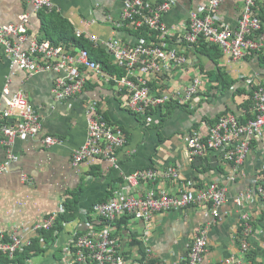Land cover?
I'll list each match as a JSON object with an SVG mask.
<instances>
[{"label": "crops", "instance_id": "obj_1", "mask_svg": "<svg viewBox=\"0 0 264 264\" xmlns=\"http://www.w3.org/2000/svg\"><path fill=\"white\" fill-rule=\"evenodd\" d=\"M208 2L176 0L173 8L164 15V22L175 27L188 18L190 11H204ZM53 3L50 10L36 11L27 0H0V23H17L19 16L27 13L28 38L24 47L31 39L43 37L42 17L52 13L68 21L75 34L86 39L96 35L100 42L112 38L135 40L134 31L125 29L120 22L122 0H53ZM242 9V0H223L219 12L223 20L234 25ZM197 48L188 53L203 81L195 96L197 108L174 107L158 125H153L145 124L141 116L124 108L121 94L112 83L89 84L78 95L56 99L52 92L56 76L53 71L28 74L11 66L0 46V109L5 107L2 89L7 85L11 92L26 94L42 123L38 137L14 140L12 150L18 158L0 172V232L7 236L15 231L36 238L37 234L27 232L32 223L59 213L66 202L77 199L74 218L64 224L52 243L45 245L47 250L28 260V264L59 262L54 257L55 250L61 249L64 254L74 230L83 234L90 225L98 228L95 217L87 213L92 204L107 200L119 190L124 185V175L153 165H159L161 170L170 165L178 166V179L163 177L155 182L154 186L169 193L178 192L184 185L202 187L218 182L228 187L229 200L223 206L222 219L216 222L205 204L157 213L147 222L119 220L113 236L125 255L135 252L142 255L147 245L161 264H185L197 229L210 223L208 248L202 264H227V258L232 259L229 264H264V199L255 195L245 204L252 224L245 253L241 250L240 215L233 203L238 192L254 191L257 186L258 175L264 168V130L261 137L253 140L246 160L235 171L221 158V152L213 150L192 158L187 148L188 136L196 131L200 137H206L208 127L221 114L232 112L241 118L248 116L245 107L250 106L252 90L257 85L264 86V57L251 54L233 60L222 51L202 52ZM219 75L233 82L224 88ZM189 77L177 72L169 84L181 86ZM93 99L98 100L105 118L125 132L126 141L116 154L117 169L98 157H90L77 165L72 163V151L86 139L84 106ZM43 133L60 136L64 141L45 147L41 143ZM2 138L0 132V165L6 162L7 155ZM23 174L27 180L23 179ZM154 186L151 182L143 183L134 193L143 195ZM42 236L40 232L37 237L41 240ZM37 257L40 258L38 261Z\"/></svg>", "mask_w": 264, "mask_h": 264}, {"label": "built area", "instance_id": "obj_2", "mask_svg": "<svg viewBox=\"0 0 264 264\" xmlns=\"http://www.w3.org/2000/svg\"><path fill=\"white\" fill-rule=\"evenodd\" d=\"M27 1L36 11L54 7L53 0ZM222 2L209 0L204 11L192 10L186 20L169 27L164 22V15L173 8L176 0H122L120 22L123 27L133 31L147 28L154 33V39L135 37L133 42H129L112 38L100 42L96 35L89 36L87 40L103 49L109 63L118 72L105 70L87 49L76 45H55L49 40L33 38L24 47L28 38L27 13L21 14L17 23H0V46L11 66H17L28 74L53 71L56 76L52 92L56 99L64 100L78 95L89 84L112 83L117 93L121 94V104L127 111L141 116L145 124L158 125L166 115L169 104L188 110L197 108L195 96L199 94L203 81L188 53L196 49L200 40L217 46L233 60L251 54L264 57V18L260 17L264 0H242L243 9L234 25L220 15ZM177 72L190 77L181 86L174 87L169 83ZM2 98L5 107L0 109V132L7 155L6 162L0 165V172L18 158L12 150L14 140L38 137L42 131L39 115L23 91L11 92L6 85L2 89ZM100 106L98 100L94 99L88 100L84 106L86 139L72 151V163L77 165L90 157H98L117 169V150L124 145L126 135L120 126L105 118ZM248 111L251 115L245 119L232 112L221 114L210 124L204 138L196 131L192 132L187 138L191 157L198 158L210 151H218L234 171L238 169L246 160L253 140L263 134L264 86L257 85L252 90ZM63 141L60 136L49 133H43L41 137L45 147L60 145ZM178 176L179 168L176 165H170L165 170L153 165L124 175V185L107 200L92 204L87 212L95 217L98 228L90 225L83 234L74 230L64 249L63 259L52 264H161L147 245L142 255L136 252L125 255L113 236L117 222L121 219L127 220V223L129 220L147 222L154 214L197 204L208 205L216 222L222 219L223 206L229 200L228 187L218 182H210L202 187L184 185L176 193L154 186L160 178L176 180ZM22 177L27 180L25 174ZM229 179L232 181L233 177ZM149 182L154 187L148 188L143 195L134 193L136 187ZM255 195L264 199V168L258 175L254 191H240L233 197L240 215V241L244 253L248 250V238L252 233L250 214L244 207ZM59 213H52L42 221L32 223L27 232L37 234V237L40 232L52 229ZM209 227L210 223H207L197 229L185 264H202L208 248ZM54 233H58V230ZM33 239L35 236L25 233L13 231L5 236L0 232V256L14 258L17 252L31 246ZM225 262L229 264L232 259L227 258Z\"/></svg>", "mask_w": 264, "mask_h": 264}, {"label": "trees", "instance_id": "obj_3", "mask_svg": "<svg viewBox=\"0 0 264 264\" xmlns=\"http://www.w3.org/2000/svg\"><path fill=\"white\" fill-rule=\"evenodd\" d=\"M260 9L262 12L260 17L264 18V10L262 8ZM42 23L44 24L45 34L41 39H39L40 41L50 40L55 45L72 44L81 48H85L90 52V55L93 59H95L100 64H102V67L105 70L114 71V72L119 71L116 67H114L109 63L108 57L103 51V49H101L100 47L95 48L92 45V43H90L84 36L76 35L72 25L65 19H62L58 14L52 13L50 16L42 17ZM133 34L135 35V37H144L146 40L154 39V33L148 30L147 28H142L136 31L134 30ZM196 48L198 51H202V52H207L211 49L214 50L216 49L217 51L221 52V50L217 46L209 45L208 42L203 39L200 40ZM219 78H220L219 81L220 83H222L224 88L228 87L229 84L233 82V80L228 81V79H226V76L219 75ZM240 92L242 93L244 91L241 90ZM174 107H183V106H178L176 104H169L167 105V113L171 111ZM245 108L248 109L249 106L248 107L246 106ZM248 115L250 116L251 114L248 113ZM213 122L214 120L212 121V123ZM76 201L77 199H73L64 204V211L62 213H59L55 226L46 232L45 231L42 232L43 241H41L40 238L36 237L35 239H33L31 246L26 247L24 251L17 252L14 258L12 259L7 257L6 255H1L0 264H10V263L28 264V260L33 259L35 256L40 255L41 253H44L47 250L45 248V245H47V243H52L59 234V232L62 231L64 224L74 218ZM55 230H58V233L55 234L54 233ZM55 251L56 252L54 257L56 261L61 260L63 256L61 249Z\"/></svg>", "mask_w": 264, "mask_h": 264}, {"label": "rangeland", "instance_id": "obj_4", "mask_svg": "<svg viewBox=\"0 0 264 264\" xmlns=\"http://www.w3.org/2000/svg\"><path fill=\"white\" fill-rule=\"evenodd\" d=\"M39 259H40L39 257L36 258L37 261H38Z\"/></svg>", "mask_w": 264, "mask_h": 264}]
</instances>
